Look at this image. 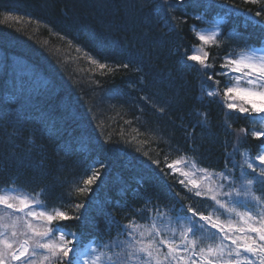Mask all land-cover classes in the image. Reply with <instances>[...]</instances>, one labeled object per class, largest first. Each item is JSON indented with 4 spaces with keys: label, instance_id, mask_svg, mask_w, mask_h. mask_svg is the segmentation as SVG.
Returning <instances> with one entry per match:
<instances>
[{
    "label": "trees",
    "instance_id": "obj_1",
    "mask_svg": "<svg viewBox=\"0 0 264 264\" xmlns=\"http://www.w3.org/2000/svg\"><path fill=\"white\" fill-rule=\"evenodd\" d=\"M8 1L0 9V183L12 185L9 179L16 176L21 186L33 188V194L47 186V203L51 207L59 203L62 194L64 200L68 199L72 182L86 172L90 174V165L98 168L97 161L104 163L107 167L100 170L102 177L99 186H93V193L72 198V203L85 201L89 205V225L67 222L72 230L84 233L85 243L92 237L106 242L110 218L121 225L133 218L130 210L126 213L114 207L117 202L131 209L141 208L151 200L172 217L181 204L192 203L205 210L210 202L191 196L180 185L175 186V191L188 198L178 200L153 171L159 169L151 161L159 160L163 167L165 154L169 163L187 154L199 160L201 167L221 170L225 152H231L236 140L234 130L250 124L247 119H235L233 130H226L222 104L199 98V77L195 70L181 69L175 49L179 45L181 52L187 50L191 54L193 45L200 43L191 27L207 29L218 18L224 20L223 47L212 48L213 55L219 52L222 57L228 51L239 53L261 47L264 21L255 26L244 22L248 9L254 14L258 6L243 0H186L175 10L177 17L186 20L180 23L171 20L162 0H11V6L15 3L16 7H7ZM223 4L241 11L217 6ZM196 16H203V21H197ZM149 29L153 37L163 35L160 45L150 47L143 40ZM114 45H122L123 49ZM76 46L101 62L131 60L133 67H141L142 72L129 69L100 76L101 70L95 68L99 86L90 85L84 72L76 71H89L86 57L75 51ZM221 62L217 58L215 71L221 70ZM217 78L225 83L224 78ZM110 90L117 95L109 98ZM37 95L45 96L50 103L39 100ZM141 96L150 97L166 111L159 113L153 103L141 100ZM197 112H207L208 120L205 126L195 127L193 144L186 139L181 124L191 131L199 119ZM44 116L55 121L57 138L50 137ZM125 120L133 123L125 124ZM136 129L145 134L138 135ZM15 132L19 135H13ZM246 140L241 150L248 148L254 156L260 141L250 135ZM66 142L74 149L70 156L59 150ZM81 144L87 146V151H79ZM28 156L30 163L22 164ZM43 157L46 159L41 170L35 165ZM236 159H240L239 155ZM256 188L258 193L264 191L260 184ZM116 234L113 227L111 236Z\"/></svg>",
    "mask_w": 264,
    "mask_h": 264
},
{
    "label": "snow or ice",
    "instance_id": "obj_2",
    "mask_svg": "<svg viewBox=\"0 0 264 264\" xmlns=\"http://www.w3.org/2000/svg\"><path fill=\"white\" fill-rule=\"evenodd\" d=\"M185 2L162 0V5L166 7L172 21L186 23L185 19L175 15L176 8ZM243 3L258 6L254 14L251 9L245 13V24H261L264 21V7L260 6L264 5V0H243ZM217 6L235 9L234 5ZM227 14L230 15L231 11ZM203 19V16H196L197 21ZM261 30L264 31V25ZM191 31L200 43L193 45L191 54L187 50L181 52L177 45L175 55L181 69L186 72L195 70L199 77V98L222 104L226 130H233L235 119H247L250 124L249 127L234 130L236 140L231 152H225V166L221 170L201 167L199 160L187 154L179 155L170 163L165 154L163 167L159 160L151 161L159 169L158 172L156 169L153 171L174 191L178 200L188 197L175 191L176 185H180L191 196L210 202L205 210H200L192 203L181 204L177 215L172 217L168 211H162L159 205H153L151 200L146 201L141 208L131 209L127 204L117 202L114 207L126 213L130 210L133 218L123 225L110 218L107 230L109 239L101 242L92 237L85 243L84 233L72 230L67 222L76 221L82 227L91 223L87 219L88 203H72V198L74 195L93 193V186H99L102 177L100 170L107 166L97 161L98 168L96 164L90 165V174L86 172L80 180L72 182L67 192L68 199L64 200L62 194L58 198L59 203L51 207L47 203L50 192L47 186L34 194L14 185L0 188V264H264V191L258 193L256 188L257 184L264 186V45L250 47L239 53L228 51L220 57L219 52L215 55L211 52L212 48L223 47L219 20L211 29L193 25ZM143 40L150 47L160 45L163 35L153 37L149 29ZM68 43L72 45L71 40ZM114 47L123 49L122 45ZM75 51L86 57L89 71H76L84 72L90 85L99 86V81L95 79V68L101 70L98 73L100 76L115 75L117 71L129 69L136 73L142 72L141 67H133L131 60L114 63L105 59V62H101L100 58L84 52L80 46H76ZM217 58L222 61L220 71L214 70ZM217 77L224 78L226 82L222 84ZM144 82L141 77L140 83ZM108 95L112 98L117 92L110 90ZM140 99L153 103L161 114L166 111L164 106L155 105L148 96H141ZM197 115L199 119L192 125L191 131L181 124L186 139L193 144L195 127L205 126L208 120L207 112H197ZM43 119L49 124L50 137L57 138L55 121L50 116H44ZM135 119L139 121L140 117ZM124 123L131 125L133 121L125 120ZM136 131L138 135L145 134L139 129ZM249 135L260 141L254 156L248 148L241 150ZM142 143L147 144L149 141ZM59 150L69 156L74 152L70 142L62 144ZM79 151H87V146L81 144ZM237 155L239 160L236 159ZM43 159L46 157L35 165L36 168L44 169ZM30 160L28 156L21 163H30ZM168 179L171 183H168ZM139 184L143 187L142 180ZM113 227L117 229L115 237L111 236Z\"/></svg>",
    "mask_w": 264,
    "mask_h": 264
},
{
    "label": "bare ground",
    "instance_id": "obj_3",
    "mask_svg": "<svg viewBox=\"0 0 264 264\" xmlns=\"http://www.w3.org/2000/svg\"><path fill=\"white\" fill-rule=\"evenodd\" d=\"M5 2H7V0H1L0 1V9L4 8L5 4H3V3H5ZM8 3H10V4L7 7H10L12 5L11 0H9ZM13 6L16 7L15 3ZM13 6H11V7H13ZM37 94H39V93H37ZM36 97H38L39 100H41L45 103H50V101L45 96L37 95ZM53 118H54V116H53Z\"/></svg>",
    "mask_w": 264,
    "mask_h": 264
},
{
    "label": "rangeland",
    "instance_id": "obj_4",
    "mask_svg": "<svg viewBox=\"0 0 264 264\" xmlns=\"http://www.w3.org/2000/svg\"><path fill=\"white\" fill-rule=\"evenodd\" d=\"M220 21V26H221V24L223 23V20H221L220 18H218L215 22H214V24L217 22V21ZM214 24L213 25H211V27H209V28H207V29H211L213 26H214ZM257 48H259V47H257ZM225 81V80H224ZM226 82V81H225Z\"/></svg>",
    "mask_w": 264,
    "mask_h": 264
}]
</instances>
